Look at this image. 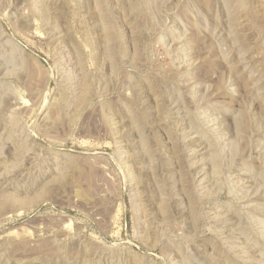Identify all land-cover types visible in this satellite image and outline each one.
Masks as SVG:
<instances>
[{"label": "rangeland", "instance_id": "1", "mask_svg": "<svg viewBox=\"0 0 264 264\" xmlns=\"http://www.w3.org/2000/svg\"><path fill=\"white\" fill-rule=\"evenodd\" d=\"M0 264H264V0H0Z\"/></svg>", "mask_w": 264, "mask_h": 264}]
</instances>
